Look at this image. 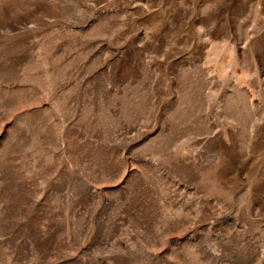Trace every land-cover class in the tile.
<instances>
[{"label":"rangeland","instance_id":"obj_1","mask_svg":"<svg viewBox=\"0 0 264 264\" xmlns=\"http://www.w3.org/2000/svg\"><path fill=\"white\" fill-rule=\"evenodd\" d=\"M0 264H264V0H0Z\"/></svg>","mask_w":264,"mask_h":264}]
</instances>
